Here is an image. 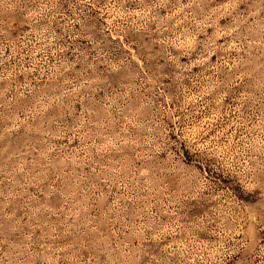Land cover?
I'll return each mask as SVG.
<instances>
[{"label": "rangeland", "instance_id": "1", "mask_svg": "<svg viewBox=\"0 0 264 264\" xmlns=\"http://www.w3.org/2000/svg\"><path fill=\"white\" fill-rule=\"evenodd\" d=\"M0 264H264V0H0Z\"/></svg>", "mask_w": 264, "mask_h": 264}]
</instances>
